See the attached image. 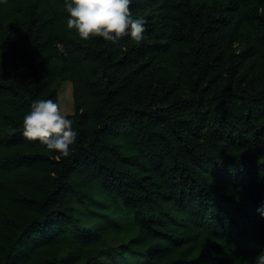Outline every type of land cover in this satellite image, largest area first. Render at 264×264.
Masks as SVG:
<instances>
[{
  "label": "trees",
  "instance_id": "16d2710c",
  "mask_svg": "<svg viewBox=\"0 0 264 264\" xmlns=\"http://www.w3.org/2000/svg\"><path fill=\"white\" fill-rule=\"evenodd\" d=\"M130 10L144 38L113 44L69 30L65 0H0V264L264 252V0ZM63 82L78 133L66 158L22 135Z\"/></svg>",
  "mask_w": 264,
  "mask_h": 264
},
{
  "label": "clouds",
  "instance_id": "9594fccd",
  "mask_svg": "<svg viewBox=\"0 0 264 264\" xmlns=\"http://www.w3.org/2000/svg\"><path fill=\"white\" fill-rule=\"evenodd\" d=\"M130 4L131 0H65L67 28L75 30L84 41L99 37L116 44L130 36L138 43L144 38L145 21L133 17ZM22 129L25 140L39 141L48 151L65 158L71 155V146L78 135L73 120L53 99L35 100L30 112L23 117ZM257 211L264 217V207ZM255 260L256 264H264V252Z\"/></svg>",
  "mask_w": 264,
  "mask_h": 264
},
{
  "label": "rangeland",
  "instance_id": "374dc122",
  "mask_svg": "<svg viewBox=\"0 0 264 264\" xmlns=\"http://www.w3.org/2000/svg\"><path fill=\"white\" fill-rule=\"evenodd\" d=\"M58 100L61 106V109L65 115H69L73 113V97H72V85L69 82H63L58 90ZM114 244L113 242H111ZM115 255H118L116 251L112 257L110 256H102L99 259V264H119L115 261ZM128 259V263L126 264H149L146 262L144 258H139L136 256H132L129 252H125L122 255L123 259ZM95 263V264H97Z\"/></svg>",
  "mask_w": 264,
  "mask_h": 264
}]
</instances>
